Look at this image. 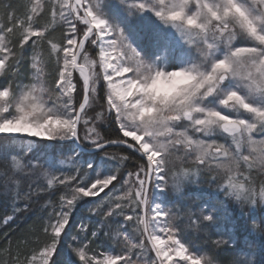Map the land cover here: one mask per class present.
I'll return each mask as SVG.
<instances>
[{
	"label": "snow or ice",
	"instance_id": "obj_1",
	"mask_svg": "<svg viewBox=\"0 0 264 264\" xmlns=\"http://www.w3.org/2000/svg\"><path fill=\"white\" fill-rule=\"evenodd\" d=\"M0 10V264H264V0Z\"/></svg>",
	"mask_w": 264,
	"mask_h": 264
},
{
	"label": "trees",
	"instance_id": "obj_2",
	"mask_svg": "<svg viewBox=\"0 0 264 264\" xmlns=\"http://www.w3.org/2000/svg\"><path fill=\"white\" fill-rule=\"evenodd\" d=\"M0 14H2V10H0ZM27 142H28L27 140L23 141V143L17 142L16 145L14 146L13 150H18V149L23 148V145L26 144ZM212 191L213 190L208 188L207 185H204L203 188H200L197 185H189L188 189H187V192L192 197H196L198 195L211 194ZM220 199H224L223 195L220 196ZM42 203H43V201H41V204ZM230 207L234 208V217H238L239 216V211H238V209H235V205L234 204H230ZM240 223L242 224L243 220H241ZM17 224L19 226L18 231L20 229L36 230L40 226L39 221L36 219L35 216H29V218L27 220L21 219V220L17 221ZM240 239L241 240L243 239V233L240 234ZM240 247H243V245L241 244ZM246 251H247V249H244L243 252H237V256L238 257H243ZM232 258H233L232 256H223V257H221V259L225 262V264H226V262L228 260H230Z\"/></svg>",
	"mask_w": 264,
	"mask_h": 264
},
{
	"label": "rangeland",
	"instance_id": "obj_3",
	"mask_svg": "<svg viewBox=\"0 0 264 264\" xmlns=\"http://www.w3.org/2000/svg\"><path fill=\"white\" fill-rule=\"evenodd\" d=\"M77 76H78V74H77Z\"/></svg>",
	"mask_w": 264,
	"mask_h": 264
}]
</instances>
